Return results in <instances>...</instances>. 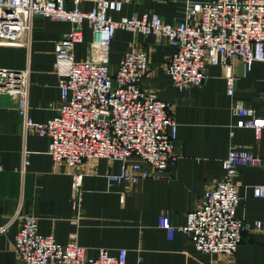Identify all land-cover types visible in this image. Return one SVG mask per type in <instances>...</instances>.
I'll list each match as a JSON object with an SVG mask.
<instances>
[{"label": "crops", "instance_id": "crops-1", "mask_svg": "<svg viewBox=\"0 0 264 264\" xmlns=\"http://www.w3.org/2000/svg\"><path fill=\"white\" fill-rule=\"evenodd\" d=\"M187 1L131 0L115 16L141 17L148 12L175 23L183 18ZM30 23V44L0 40V67L28 71L29 114L37 122H46L58 113L61 104L55 44L70 29V23L42 16L33 17ZM91 40V28L85 23L84 40L75 46L77 60L87 58ZM135 45L149 57L144 90L171 104L178 124L176 160L164 174L135 184L108 179V174L120 170L118 160L83 161L76 170L84 172L85 179L81 192L75 195L74 170L64 161L53 160L48 153L49 138L26 130L16 100L0 94V216L7 221L17 215L0 233V264H18L15 242L27 215L38 217L40 233L53 235L61 243L76 241L89 257H97L102 248L112 255L125 248L128 264H135L140 257L145 264H264L263 231L245 230L233 255L207 254L195 250L184 233L177 231L170 239L168 231L158 225L163 213L170 214L177 227L186 223L187 214L201 205L205 192L223 179V161L232 144H244L264 155V129L257 139L253 129L234 126L233 113L234 104L243 102L264 118V61L248 68L239 58L232 60V96L227 93L223 68L212 64L206 67L208 78L203 84L179 90L168 73L176 47L163 35L118 29L109 52L112 70ZM25 156L30 164L23 171ZM136 161L146 165L139 158L129 159ZM263 183L264 167L260 165L241 168L236 179L242 198L238 215L248 222H264V198L252 191V186Z\"/></svg>", "mask_w": 264, "mask_h": 264}, {"label": "built area", "instance_id": "built-area-1", "mask_svg": "<svg viewBox=\"0 0 264 264\" xmlns=\"http://www.w3.org/2000/svg\"><path fill=\"white\" fill-rule=\"evenodd\" d=\"M131 0H0V40L30 44V22L35 16L70 23V29L55 44V71L59 76L61 104L56 115L37 122L29 114L26 84L28 71L0 67V94L11 96L25 119L26 130L33 129L49 138L48 153L53 160L66 162L72 172L73 193L81 192L85 173L76 168L83 161L107 158L121 162L117 173L108 174L111 182L137 183L155 174L162 175L176 160L178 124L171 104L144 90L149 57L136 45L110 67V47L118 29L167 37L176 50L168 62L173 85L183 90L203 84L208 64L220 65L227 80V93L235 92L234 58L246 67L264 61V0H188L183 18L166 22L156 13L115 16ZM92 31L89 55L75 58V46L84 40V24ZM238 128L253 129L260 139L264 118L256 110L237 102L233 106ZM234 134V133H233ZM132 157L142 163L129 162ZM30 161L25 156L23 171ZM264 167V155L241 143L231 145L223 161L225 174L214 189L205 192L198 208L187 214L186 223L177 227L163 213L159 227L172 239L184 233L195 250L207 254H235L245 230L264 232V222H248L238 215L241 203L236 179L241 168ZM2 165L0 164V170ZM154 170V173L150 171ZM253 195L264 198V183L252 186ZM13 216L3 221L4 233ZM18 264H128V250L112 255L102 248L89 257L76 241L61 243L53 235L39 232V219L23 217L15 242ZM135 264H145L139 258Z\"/></svg>", "mask_w": 264, "mask_h": 264}]
</instances>
